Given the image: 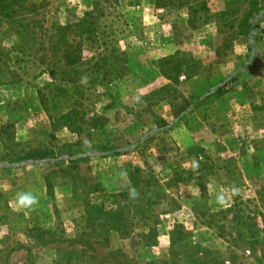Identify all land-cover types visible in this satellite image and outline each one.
Here are the masks:
<instances>
[{"label": "rangeland", "instance_id": "rangeland-1", "mask_svg": "<svg viewBox=\"0 0 264 264\" xmlns=\"http://www.w3.org/2000/svg\"><path fill=\"white\" fill-rule=\"evenodd\" d=\"M28 1L0 12V264H264V0ZM95 7L82 47L103 78L80 128L51 123L48 36L72 44ZM224 82L206 117L186 113ZM118 212L107 247L71 242Z\"/></svg>", "mask_w": 264, "mask_h": 264}, {"label": "trees", "instance_id": "trees-1", "mask_svg": "<svg viewBox=\"0 0 264 264\" xmlns=\"http://www.w3.org/2000/svg\"><path fill=\"white\" fill-rule=\"evenodd\" d=\"M21 1L25 2V0H0V12L3 16H5V18H7L10 16V14H12L8 9L12 8L13 5H18L20 11L17 7H15L17 9V14L19 12L23 14L21 9H23L22 7H24V4H22ZM26 6L28 9L25 8V10L28 14L35 13L37 11V5L35 2H31L29 0L26 3ZM97 11L98 9H96V7L86 10L83 12L82 16L73 23L72 26L74 29V35L72 37V44L62 41L61 42L63 45L61 43L59 44L60 41L56 40L58 34L48 36L49 41L47 51L50 52V58L47 61V66H49L50 80L44 85L36 87V93L39 104L51 123L66 124L67 126L74 129L80 128L81 124L84 122V112L82 109L84 104L83 87L86 83L91 84L96 82V80H102L103 78L100 76L99 70H101V66H104V63L102 62L106 59V56L98 53L97 56H94L93 54L90 56L91 59H88L90 57H86L83 54L82 47L83 36L96 33V18L97 14H99ZM68 27L69 25L58 26L57 29L60 35L62 34L66 37V31L68 30ZM248 36V40L250 42L252 39L251 37L253 36L252 34ZM60 51L63 63H59V58L56 57V54H58ZM86 64L87 67L85 68ZM228 88L227 82H224L217 86L213 91L206 93L202 97H198L193 107H191V109H189L186 113L188 115L196 113V115H201L202 118L206 117L207 107L210 106L216 99L221 97L224 93H226ZM34 152L37 151L26 153L18 159L34 157ZM134 176L135 175L132 173L131 180L134 179ZM88 205L89 217L93 216L95 218H100L106 216L103 203L99 205L88 203ZM115 217H118V223H115L116 225H109L108 223L102 222L99 223L98 229L100 235L97 233V229L92 227L89 231H82L80 236L75 237V239H72L71 242L84 245L90 250H94L97 248V246L101 249L107 247L109 240L101 233L104 231L111 233L112 231L117 232L120 230L119 226L122 227V220L119 222L120 213H115ZM36 230L43 234H48L46 239L47 241L54 240L53 230H42L38 228H36ZM95 245L97 246L95 247Z\"/></svg>", "mask_w": 264, "mask_h": 264}, {"label": "clouds", "instance_id": "clouds-1", "mask_svg": "<svg viewBox=\"0 0 264 264\" xmlns=\"http://www.w3.org/2000/svg\"><path fill=\"white\" fill-rule=\"evenodd\" d=\"M37 202V197L32 193H19L18 204L23 207H30Z\"/></svg>", "mask_w": 264, "mask_h": 264}]
</instances>
